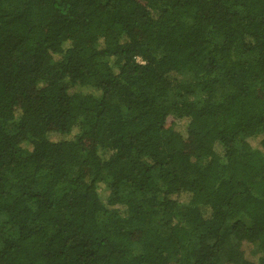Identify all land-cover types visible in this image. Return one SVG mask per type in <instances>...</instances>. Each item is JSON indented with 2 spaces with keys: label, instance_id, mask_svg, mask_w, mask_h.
Returning a JSON list of instances; mask_svg holds the SVG:
<instances>
[{
  "label": "trees",
  "instance_id": "16d2710c",
  "mask_svg": "<svg viewBox=\"0 0 264 264\" xmlns=\"http://www.w3.org/2000/svg\"><path fill=\"white\" fill-rule=\"evenodd\" d=\"M0 264H264V0H0Z\"/></svg>",
  "mask_w": 264,
  "mask_h": 264
},
{
  "label": "rangeland",
  "instance_id": "374dc122",
  "mask_svg": "<svg viewBox=\"0 0 264 264\" xmlns=\"http://www.w3.org/2000/svg\"><path fill=\"white\" fill-rule=\"evenodd\" d=\"M118 209V208H117ZM119 211H122V210H120V209H118Z\"/></svg>",
  "mask_w": 264,
  "mask_h": 264
}]
</instances>
